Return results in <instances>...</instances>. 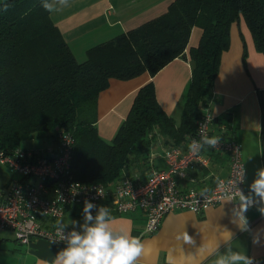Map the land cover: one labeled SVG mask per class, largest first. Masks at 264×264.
<instances>
[{"label":"trees","instance_id":"1","mask_svg":"<svg viewBox=\"0 0 264 264\" xmlns=\"http://www.w3.org/2000/svg\"><path fill=\"white\" fill-rule=\"evenodd\" d=\"M5 3L11 5L6 11ZM167 8L87 49L78 62L41 0H0V147L11 150L45 137L52 142L58 131H66L74 139L72 177L109 187L157 136L170 146L188 141L209 106L220 55L229 47L228 30L239 17L264 55V0H174ZM194 27L201 36L188 49L192 70L179 123L162 110L150 81L137 90L113 139L100 138L96 99L109 79L154 76L175 58H185Z\"/></svg>","mask_w":264,"mask_h":264},{"label":"crops","instance_id":"2","mask_svg":"<svg viewBox=\"0 0 264 264\" xmlns=\"http://www.w3.org/2000/svg\"><path fill=\"white\" fill-rule=\"evenodd\" d=\"M173 1L69 0V7L50 14V17L75 59L84 57L81 60L84 61L87 49L164 14ZM200 31V28L194 27L190 32L185 58H175L154 76L143 72L128 80L109 79L107 88L96 99L94 126L100 138L107 142L113 139L131 109L137 90L150 81L162 110L179 123L183 95L192 70L188 49L197 46ZM228 31L229 47L220 55L207 108L214 119L220 120L212 124L213 135L224 132L226 138L231 137L241 145V158L247 173L243 191L247 194L256 171L264 168V55L255 50L252 35L243 18L233 22ZM173 146L157 136L145 152L132 158L120 179L128 176L141 183L147 182L153 169L166 167L164 154ZM186 146L188 141L178 147ZM203 153L208 156V167L192 164L184 176L177 179L181 191L209 190L216 179L228 175L227 155L213 153L209 149ZM233 203L235 201L223 200L198 214L185 209L175 210L166 214L158 231L149 235L144 232L145 217L141 210L122 214L110 210L113 226L129 231L144 244V254L138 264H213L216 256L212 253L217 249L224 253L228 247L245 252L254 259H264V215L257 207H251L246 213L250 231H240L231 222ZM65 214L80 224L84 222L83 205L68 206ZM68 229L71 230L70 227ZM2 231L5 233L0 237V264H51L57 252L66 246L33 239L25 245V250H20L12 232ZM185 234L191 237L193 243L184 240ZM253 236H260L261 242L253 243Z\"/></svg>","mask_w":264,"mask_h":264},{"label":"built area","instance_id":"3","mask_svg":"<svg viewBox=\"0 0 264 264\" xmlns=\"http://www.w3.org/2000/svg\"><path fill=\"white\" fill-rule=\"evenodd\" d=\"M213 117L208 108L196 127L192 140H201L202 134L220 138L215 149L207 145L198 153L189 151L188 146H173L165 151L164 169H153L147 182H138L128 176L122 177L115 185L82 183L71 173L74 139L66 131H58L50 144L41 148L18 146L7 150L0 147V167H7L12 173L7 183L0 188V230L12 232L16 243L29 245L34 239L48 242L56 239L55 224L61 219L65 209L71 205H83L89 200L98 207L105 205L116 214L141 210L145 217L144 232L158 231L163 217L175 210L185 209L201 213L209 207L225 200L224 190L215 180L209 190L181 191L177 179L185 171L197 164L203 168L209 165L205 149L213 153L225 154L229 170L225 184L234 179L235 168L243 164L241 145L233 138L213 135ZM203 126V130L201 131ZM243 189V184L239 185ZM102 190L104 195H98ZM193 208L197 209L193 211ZM70 231L68 228L65 230ZM57 244H65L58 241ZM264 264V259H255Z\"/></svg>","mask_w":264,"mask_h":264},{"label":"clouds","instance_id":"4","mask_svg":"<svg viewBox=\"0 0 264 264\" xmlns=\"http://www.w3.org/2000/svg\"><path fill=\"white\" fill-rule=\"evenodd\" d=\"M57 5L61 7L58 8ZM10 6L5 3L4 10ZM41 6L45 11L54 14L62 8L69 7V0H41ZM219 143V137L202 134L201 140H192L188 144V149L192 153H198L205 145L215 149ZM246 176V169L243 164H239L235 168L234 179H230L227 184L218 179V186L224 190L223 198L227 202L235 201L230 209L231 222L236 224L240 231H250L246 213L251 207H257L260 214L264 215V168L256 171L247 194L239 187L246 182ZM98 195L103 196V191L98 190ZM196 210L193 208V211ZM83 219L82 224L72 219H69L68 223L62 220L56 222V239L52 240V243L62 241L66 246L57 252L51 264H138V260L144 254V244L139 237L132 236L129 231L113 226L110 208L98 207L85 200ZM69 225L71 230L66 232ZM184 240L193 243L187 234L184 235ZM260 242V236H253V243ZM212 255L216 256L213 264H257L253 257L231 247L224 253L217 249Z\"/></svg>","mask_w":264,"mask_h":264},{"label":"rangeland","instance_id":"5","mask_svg":"<svg viewBox=\"0 0 264 264\" xmlns=\"http://www.w3.org/2000/svg\"><path fill=\"white\" fill-rule=\"evenodd\" d=\"M83 58L82 59H78L77 58V60L81 61V60H83ZM49 139H50L49 137H45V138H42V139H34V140H31V141L27 140V141L23 142L21 146L24 147V148H40L44 144H50L51 141ZM11 175H12V173L7 169V167L6 168L5 167H0V188H3L4 184H6L7 181H8L7 179H9L11 177ZM69 216H70L69 214L63 215L62 221L64 223H68L69 222L68 219H70ZM75 219H81V218H75ZM69 227L71 229V225H69ZM3 233H5V232L0 231V237H2V235H4ZM25 248H26L25 245H20V244L17 245V249H20V250L24 249L25 250Z\"/></svg>","mask_w":264,"mask_h":264}]
</instances>
